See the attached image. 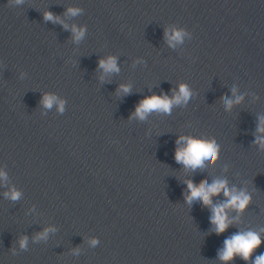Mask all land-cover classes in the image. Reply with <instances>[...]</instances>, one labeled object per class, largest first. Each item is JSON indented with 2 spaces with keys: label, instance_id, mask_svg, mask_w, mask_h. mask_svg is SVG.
Returning <instances> with one entry per match:
<instances>
[{
  "label": "water",
  "instance_id": "95a60500",
  "mask_svg": "<svg viewBox=\"0 0 264 264\" xmlns=\"http://www.w3.org/2000/svg\"><path fill=\"white\" fill-rule=\"evenodd\" d=\"M70 7L81 12L69 15ZM172 24L190 38L169 46ZM73 25L86 28L82 40ZM108 56L119 72L101 80L98 61ZM181 82L191 107L133 115L142 98L171 97ZM233 87L243 99L226 109ZM45 94L63 100V112L56 101L45 107ZM260 117L264 0H0V166L8 172L0 264H222L225 238L264 228V149L253 142ZM181 135L220 146L207 173L191 176L176 163ZM217 178L251 195L219 235L210 209L187 203L189 185ZM10 187L18 199L4 196ZM45 228L54 230L34 239ZM260 252L264 241L247 264Z\"/></svg>",
  "mask_w": 264,
  "mask_h": 264
},
{
  "label": "clouds",
  "instance_id": "9594fccd",
  "mask_svg": "<svg viewBox=\"0 0 264 264\" xmlns=\"http://www.w3.org/2000/svg\"><path fill=\"white\" fill-rule=\"evenodd\" d=\"M13 4H19L22 0H12ZM81 12L78 7H70L67 9L69 15L75 16ZM45 19L54 20L60 23L59 17H53L51 13H45ZM68 27V25H64ZM73 39L80 41L84 38L86 28L81 26L77 28L75 25L71 27ZM190 32L185 28L179 27L175 24L169 25L165 28L164 36L169 46H174L176 43H181L185 37L190 38ZM98 67L102 70L101 80L104 79L105 74L119 72L116 57L108 56L98 61ZM130 91V86L122 84L119 86V92L127 94ZM233 98L225 100V108L230 109L234 103H239L243 97L236 94V88L232 89ZM56 101L57 110L63 112L64 101L57 100L55 95L45 94L42 103L45 107H50ZM195 102V97L187 84L181 82L177 85L176 91L169 97L166 94L160 95L152 94L142 98L134 108L133 115L143 120L149 113H163L169 114L173 106L187 104L189 107ZM254 143L259 148L264 149V117L258 118L256 127ZM183 142V143H181ZM176 147L174 149V160L176 163L191 176H199L207 173L210 166H212L219 159L220 146L216 143L198 142L189 139L183 135L178 136L175 141ZM8 180V172L3 166H0V184L6 183ZM188 191L190 199L187 200L188 207L191 209L197 206H206L210 209L211 215L209 216L212 231L217 235L224 233L230 225L239 220V215L247 208L251 202V195L245 189H237L235 186L229 187L225 179H213L210 183L204 185L202 188L197 189L195 185H189ZM222 194L225 198L223 201L214 203L213 197ZM4 196L9 199H18L21 196L19 190L10 187L8 191L4 192ZM229 210H234L237 215L229 216ZM54 229L45 228L43 232L39 233L34 239H44L49 231ZM264 241V228L253 230L251 228L239 230L223 241V247L218 250V259L222 264H231V262L239 257L249 262L250 257L253 256L254 251ZM97 238H92L90 245L98 243ZM21 249L27 246V237H21L19 240ZM251 264H264V252H260L251 259Z\"/></svg>",
  "mask_w": 264,
  "mask_h": 264
}]
</instances>
